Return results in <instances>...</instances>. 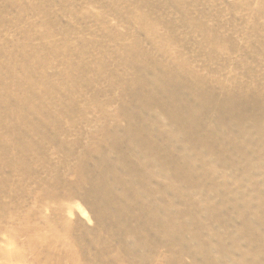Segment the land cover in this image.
Masks as SVG:
<instances>
[{
  "label": "rangeland",
  "instance_id": "374dc122",
  "mask_svg": "<svg viewBox=\"0 0 264 264\" xmlns=\"http://www.w3.org/2000/svg\"><path fill=\"white\" fill-rule=\"evenodd\" d=\"M0 264H264V0H0Z\"/></svg>",
  "mask_w": 264,
  "mask_h": 264
}]
</instances>
